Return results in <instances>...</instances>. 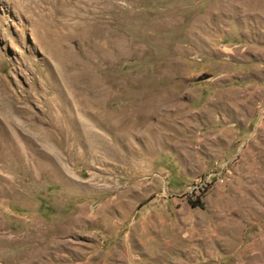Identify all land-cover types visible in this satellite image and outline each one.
Listing matches in <instances>:
<instances>
[{"label": "rangeland", "instance_id": "1", "mask_svg": "<svg viewBox=\"0 0 264 264\" xmlns=\"http://www.w3.org/2000/svg\"><path fill=\"white\" fill-rule=\"evenodd\" d=\"M0 264H264V0H0Z\"/></svg>", "mask_w": 264, "mask_h": 264}]
</instances>
